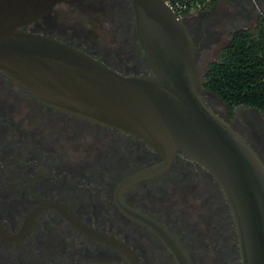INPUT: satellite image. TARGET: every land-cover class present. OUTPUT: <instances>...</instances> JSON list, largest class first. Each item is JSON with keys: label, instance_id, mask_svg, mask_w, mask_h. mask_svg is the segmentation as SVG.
Instances as JSON below:
<instances>
[{"label": "flooded vegetation", "instance_id": "obj_1", "mask_svg": "<svg viewBox=\"0 0 264 264\" xmlns=\"http://www.w3.org/2000/svg\"><path fill=\"white\" fill-rule=\"evenodd\" d=\"M246 1L222 0L212 18L207 9L184 19L198 63L214 45L221 53L236 34L264 29V4ZM89 23L109 30L106 49ZM26 30L122 75L151 73L129 0H59ZM204 98L264 165V111L231 108L205 88ZM131 214L158 224L191 264H243L234 212L203 164L184 153L166 164L142 138L46 104L0 71V264H179Z\"/></svg>", "mask_w": 264, "mask_h": 264}, {"label": "water", "instance_id": "obj_2", "mask_svg": "<svg viewBox=\"0 0 264 264\" xmlns=\"http://www.w3.org/2000/svg\"><path fill=\"white\" fill-rule=\"evenodd\" d=\"M58 1L0 0V71L46 104L142 138L163 154L166 164L176 153L203 164L228 197L243 264H264V165L206 103L184 19L169 0H129L151 73L127 76L75 48L26 30ZM161 168L146 170L132 180ZM131 215L162 237L179 264H191L158 224Z\"/></svg>", "mask_w": 264, "mask_h": 264}, {"label": "trees", "instance_id": "obj_3", "mask_svg": "<svg viewBox=\"0 0 264 264\" xmlns=\"http://www.w3.org/2000/svg\"><path fill=\"white\" fill-rule=\"evenodd\" d=\"M203 86L231 108L264 111V29L236 34L219 60L209 64Z\"/></svg>", "mask_w": 264, "mask_h": 264}, {"label": "rangeland", "instance_id": "obj_4", "mask_svg": "<svg viewBox=\"0 0 264 264\" xmlns=\"http://www.w3.org/2000/svg\"><path fill=\"white\" fill-rule=\"evenodd\" d=\"M249 5V3H251L254 7L260 9V5L261 4H264V0H255V2H252V0H247L246 1ZM245 2V3H246ZM215 5L211 6L204 15H208L210 18H212V16L215 14L216 10H215ZM235 7V5H228V10L231 12L233 11V8ZM196 15V14H195ZM91 23L88 24V28L87 29H93V33L97 36H99L97 39L99 41H101L103 44H100L102 47L104 46V48L106 49V45H107V40L110 38L109 36V30L108 29H102V28H97L96 26H94L93 28H91L89 25ZM247 28H250L252 29V26H246ZM106 28V27H105ZM83 44V43H82ZM84 46V45H83ZM85 48V47H84ZM213 51L211 52H208L204 55V57L201 59V62L198 63L199 65V69H200V74H201V77L203 78L204 74L206 73L207 71V66L209 63L211 62H215L217 60H219L220 58V52L219 51H216V49H219V46L218 45H214L213 47ZM92 51V50H91ZM95 52H101V49L97 48V50H94ZM109 56V54H111V52H106ZM111 56V55H110ZM115 58V56H114ZM116 59V58H115ZM203 81V80H202Z\"/></svg>", "mask_w": 264, "mask_h": 264}, {"label": "built area", "instance_id": "obj_5", "mask_svg": "<svg viewBox=\"0 0 264 264\" xmlns=\"http://www.w3.org/2000/svg\"><path fill=\"white\" fill-rule=\"evenodd\" d=\"M222 0H169L172 8L183 19L209 9L211 6ZM255 2V0H252Z\"/></svg>", "mask_w": 264, "mask_h": 264}]
</instances>
